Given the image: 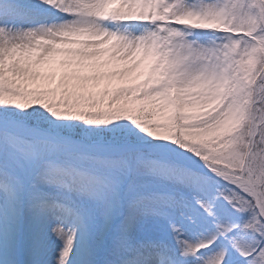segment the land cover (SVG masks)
Returning <instances> with one entry per match:
<instances>
[{
  "label": "snow or ice",
  "instance_id": "snow-or-ice-1",
  "mask_svg": "<svg viewBox=\"0 0 264 264\" xmlns=\"http://www.w3.org/2000/svg\"><path fill=\"white\" fill-rule=\"evenodd\" d=\"M0 264H264V0H0Z\"/></svg>",
  "mask_w": 264,
  "mask_h": 264
},
{
  "label": "bare ground",
  "instance_id": "bare-ground-1",
  "mask_svg": "<svg viewBox=\"0 0 264 264\" xmlns=\"http://www.w3.org/2000/svg\"><path fill=\"white\" fill-rule=\"evenodd\" d=\"M123 67H124L123 64L112 62L110 65L104 68H99L95 71L84 70L80 72L79 75H82V76L100 75L104 78L101 79L99 82L90 81L89 83H87L86 85H82L81 87L85 88L90 93L99 94L103 92L105 89L112 90L115 87L120 86V85H128L126 82L133 81V78L130 76H127L124 78H121L119 76L108 78V75H107L113 71L122 70ZM40 71H41L42 77L46 78L47 83H48V79L51 80L50 84L52 83L58 84L60 82L61 77L66 71L71 72L70 69L60 68L57 63H52L46 66H43V68H41ZM72 83H76V82L72 81ZM81 87L78 88L77 90L80 91Z\"/></svg>",
  "mask_w": 264,
  "mask_h": 264
},
{
  "label": "rangeland",
  "instance_id": "rangeland-1",
  "mask_svg": "<svg viewBox=\"0 0 264 264\" xmlns=\"http://www.w3.org/2000/svg\"><path fill=\"white\" fill-rule=\"evenodd\" d=\"M44 66H46V65H44ZM43 68V67H42ZM51 82V80H49L48 79V83H50ZM136 81L135 80H133V81H128V82H126L128 85L129 84H132V83H135ZM55 83H52L51 84V86H53V87H55ZM80 91H83V92H86V93H90L89 91H87L85 88H83V87H81V90Z\"/></svg>",
  "mask_w": 264,
  "mask_h": 264
}]
</instances>
